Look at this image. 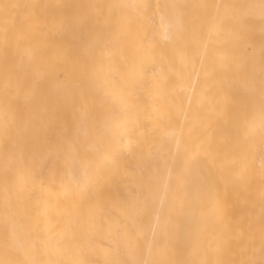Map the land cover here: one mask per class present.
<instances>
[{
  "label": "bare ground",
  "instance_id": "obj_1",
  "mask_svg": "<svg viewBox=\"0 0 264 264\" xmlns=\"http://www.w3.org/2000/svg\"><path fill=\"white\" fill-rule=\"evenodd\" d=\"M263 126L264 0H0V264L231 263L208 164L234 182L226 133Z\"/></svg>",
  "mask_w": 264,
  "mask_h": 264
},
{
  "label": "rangeland",
  "instance_id": "obj_2",
  "mask_svg": "<svg viewBox=\"0 0 264 264\" xmlns=\"http://www.w3.org/2000/svg\"><path fill=\"white\" fill-rule=\"evenodd\" d=\"M228 117H230V116H227V118H228ZM236 118H238V117H236ZM236 118L234 117V121H238V120H239V121H238V122H239L238 124H237V122H233V120H232L233 118H232V117H230V118L227 119V120H228V122H229V120H230V123H231V121H232V124H233V125H235V126L238 125V127H239V125H240V121H241L242 118H241V119L238 118L237 120H236ZM243 122H244V119L242 120L241 123L243 124ZM235 123H236V124H235ZM236 128H237V127L233 128V131H230V132H227V133H226L228 136H229L230 133L233 134V135L230 134V136H231V135H232V136H231V137H228L227 140H231V141H232V140H233V141L236 140L235 142H232V144H233V143H234L235 145L237 144L238 146L236 145V147H237L236 149H239V150H237L238 152L236 151V156L238 155V156L240 157V159H238V160H236L237 157L234 156V155H235V154H234V152H235V147L232 145L231 147H233V148L230 149V150H233V151H234V152L231 151V152L234 154V155H233V156L235 157L234 160H235V161H238V163L236 162V164H235L234 167H232V168L230 167V168H231V171H232V174H233L232 177H233L234 182H233V181L231 182V180H232L231 178L228 179L229 177H226L225 180H228V181H224V179H221L222 182H219V183H218V184L220 185V187H219L218 184L216 185V183L218 182V178H217V176H218V174H219V173H218V171H219L218 169H221L220 166H217V168H216V165L213 164V167H212V165H211L212 163L210 162V163L208 164V165L210 166V167H209V170H212V171H209V172H208V171H207L208 169L206 170V171H207V175H209L211 172H214V173H211V174L213 175V177L215 176V177H214L215 179H214V178H213V179L216 180L217 182L214 181L213 179H211V178H212V175H211V174L209 175V176H211V177H209V176H208V177H209V179L211 180V182H213V188H215V189L218 191V194L220 193L221 196L223 195V198H224V194H225V196H228V191H230V189H231V190L234 189V188H235L234 186H236L238 189H240V190H238L237 188L234 189V190H236V195H235V197L233 196L234 193H235L234 190H232V191L229 192V195H230V194H233V195H231V196L228 198V200H229L230 202H226V197L224 198V199H225L224 204L226 203L227 206H229L228 209H230V203H232V206L235 205V208H234V206H233L234 210H233V208H231L229 211H227V213L229 212L230 214H228V219H227V217H226V219H224L223 221H221V224H222V225H220V223H219L218 221H214V223H213V219H212V221H211L209 224L214 226V228L212 227V228L214 229V230H213L214 232H212V231L209 232L210 230H212V229L210 228L211 226L209 225V226H210V227H209L210 229H209L208 227H206L207 230H206V228H205V230L203 231L202 234H203L204 237H205V236H208V237L210 236V238H209L210 242H214L216 235L219 234L218 232H220V234L217 235V238H216L215 243H219V242H217V240H220V239H221L220 236H221V237H222L223 235L227 236V234H228V238L225 239L226 242L224 241V243H226V244L228 243L229 245L227 244V246H229V247H230V246H231V247L234 246V247L236 248V249H235V248L232 247L231 250H230V252H229V254L232 253V254H230V255H232V256L227 257V260H232V262L229 263V264H232L233 261L235 262L236 260H237V262H238L239 264H241L242 262H243L242 264H244V263H245V264H259L260 262H261L260 264H263V262H264V259H263V258H264V257H263V256H264V252H263V250H264V246H263V245H264V244H262V243H264V241H262V240L260 239L259 236L257 237V235H259V232L261 231V232H262V233H261V235H262L261 237H262V239H264V236H263V235H264V231H262V230H264V227H263V225H264V220H263V218H264V215H263V209H264V208H263V206H264V205L261 206L262 201H263V199H261L262 197H261V198L258 197L261 193L258 194V196L255 195L254 193L257 192V191H259V190H261V189H263L262 191H264V188H263V186H264V179H263V178H264V156H263V155H264V154H262V153H264V148H263V147H264V144H263V143H264V137H263V136H264V129H263V131L260 133V134L263 135V136L260 135L261 137H260V136H256L255 134H253L255 137H260V138L263 137V138H262V142H261V145H262V148H263V149H262V150H259V148H258L259 144L256 145L257 142H254L253 137H252V136H253L252 134H251L250 136H248V138H244V136H243V138H242V136L240 137V134H238V133L235 131V130H237ZM263 128H264V126H263ZM238 129H239V128H238ZM239 130H240V129H239ZM239 130H237V131L239 132ZM224 131H225V130H224ZM224 131L221 130V132L215 133V134H219V133H222V134L217 135V142H216L215 138H214V139H211L212 141L214 140L215 143H216V144L213 146L212 144H214V141H213V142L211 141V142H212V144H211L212 146L210 145V146L212 147L211 150H213V148H215V147H220V144H222V143L225 144L224 142L226 141V139L223 140L224 142L220 140V142H222V143H219V142H218V141H219L218 139H219L222 135H223V137H224V135H225V132H224ZM223 132H224V133H223ZM228 133H229V134H228ZM234 133H235V134H234ZM236 133H237V134H236ZM215 134H213V135L211 134V135L214 137ZM208 135H209V134H208ZM238 135H239V139L241 138V139H240L241 142H239V139L237 138ZM241 135H242V134H241ZM257 135H258V134H257ZM212 136H210V138H211ZM215 136H216V135H215ZM219 136H220V137H219ZM234 136H235V137H234ZM226 137H227V136H226ZM205 138H206V137H205ZM249 138H252V139H249ZM208 139H209V138H208ZM220 139H222V137H221ZM205 140H207V138H206ZM208 141H209V140H208ZM244 141H246V142H244ZM248 141H249V142H248ZM250 141H251V143H250ZM247 142H248V144H247ZM244 143H246V144H244ZM241 144H242L243 146H242ZM217 145H218V146H217ZM245 145H247V149H246V146H245ZM250 145H251V146H250ZM239 146H240V147H239ZM223 147H224V145H223ZM223 147H222V148H223ZM248 147H249L250 150H248ZM220 148H221V147H220ZM220 148H219V149H220ZM224 148H225V147H224ZM224 148H223L222 150H224ZM241 148H244L246 151H245L244 149H241ZM225 149H226V148H225ZM240 149L242 150V153H240V152H241ZM243 150H244V151H243ZM255 150H256V151H255ZM214 151H215V150H214ZM248 151L251 152L252 154L249 153ZM257 151L259 152V156L256 155V154H257V153H256ZM261 151H262V152H261ZM209 152H210V150H209ZM244 152H245V154H244ZM237 153H238V154H237ZM248 153H249V154H248ZM246 155H248V157H247ZM252 156H253V157H252ZM241 157H243V158H241ZM257 157H258V158H260V157L263 158V162H262V166H263V167L260 166V167H261V168H260L261 170L259 169V164L257 163V162H258V161H257V159H258ZM252 158H253V159H252ZM209 159H211V158H209ZM241 159L243 160L242 162H241ZM251 159H252V160H251ZM213 160H214V158H213ZM213 160H211V161H213ZM239 160H240V161H239ZM254 160H255V162H256L258 165L254 162ZM251 161H253L254 163H251ZM207 162H208V161H207ZM243 162L248 163V164H250V165H249V166H246L247 164H243ZM237 164H240V165H237ZM241 164H242V166H241ZM236 165H237L238 168L236 167ZM252 165H253V168H252ZM205 166H206V165H205ZM239 166H240L241 168H240ZM244 166H245V167H244ZM257 166H258V167H257ZM235 167H236V170H237V171H238V169L240 168V169H239L240 172L238 171V173H242V174H239V175H238L237 173L235 174V173H234V172H235ZM256 167H257V168H256ZM210 168H211V169H210ZM230 168H229V169H230ZM242 168H245V170L242 169ZM248 168H249V169H248ZM251 168H252V169H251ZM215 169H216V170H215ZM250 169H251V170H250ZM257 169H258V170H257ZM262 169H263V170H262ZM214 170H215L217 173H216ZM226 170H227V169H226ZM242 170H244V172H246V174L249 173V171H250V173H253V170H254L253 177L250 179V177L252 176V174H250V173L247 174L248 176H247L245 173H244V175H246V176H245V177L242 176V175H243ZM247 170H249V171H247ZM221 171H223V170H221ZM233 171H234V172H233ZM256 171H257V172H256ZM229 172H230V171H229ZM220 173H221V172H220ZM259 173H260V175H259ZM261 173H262V174H261ZM216 174H217V175H216ZM226 175H229L228 171H227V174H226ZM237 175H238V176H237ZM249 175H250V176H249ZM254 175H255V176H254ZM258 176H261L260 178H261V183H262V184L260 183V179L258 180V178H259ZM262 176H263V177H262ZM178 177H179V178H177V179L175 178V179H174V185L177 186V188L180 190V193H179V191H178V197H179L178 200H179L180 202H179V201H178V202H179L180 207H182V208L179 209V211L181 210L182 213H186L187 210L189 209L188 207L190 206L189 195H188V193H190V191L187 192V190H190L191 182L189 183L190 178L188 177V175H185L184 177L181 176V175H179ZM185 177H186V178H185ZM235 177L237 178V179H236L237 181H239L241 178H242V179L244 178V179H243L242 182H240V181H241V180H240L239 182L236 183V181H235ZM256 178H257V179H256ZM252 179H253V180H252ZM256 180H257V181H256ZM244 181H245V182H244ZM254 181H255V182H254ZM178 182H179V183H178ZM227 182H228V183H227ZM229 182H231L232 184L230 185ZM247 182L249 183V186H248V183H247ZM256 182H258L260 185L258 186V184H256ZM186 183H187V185H186ZM235 183H236V184H235ZM240 183H241V186L244 184V186H245L244 188H246V187L248 186V187H247L248 190H247V189H244L243 187H242V189H241V187H239V186H240ZM233 184H234V185H233ZM251 184H252V185H251ZM188 185H189V186H188ZM231 186H232V187H231ZM250 186H252V187H250ZM257 186L259 187V189H258ZM217 187H218V188H217ZM253 187H254V188H253ZM252 188H253V189H252ZM220 189H221V190H220ZM228 189H229V190H228ZM254 189H255V190H254ZM227 190H228V191H227ZM238 191H240L239 194H238ZM244 191L246 192V196H247V197L244 196V195H245V192H244ZM221 192H222V193H221ZM232 192H233V193H232ZM241 193H242V198H244V202H243V204H242V201H240V205H241V207L238 208V205H239V198H240V194H241ZM218 194H217V195H218ZM220 194H219V195H220ZM253 194L256 196L255 199L253 198ZM263 194H264V193H263ZM263 194H261V195H263ZM187 195H188V196H187ZM261 195H260V196H261ZM185 196H186V197H185ZM237 196L239 197L238 200H236V199H237V198H236ZM250 196H251V197H250ZM257 197H258V199H257ZM263 197H264V196H263ZM223 198H222V199H223ZM230 198H231V200H230ZM252 198H253V199H252ZM222 199H221L220 201H222ZM233 199H235V200L233 201ZM245 199H246V202H245ZM259 199H261V201H259ZM240 200H242V199H240ZM223 201H224V200H223ZM223 201H222V202H223ZM235 201H236V202H235ZM234 202H235V204H234ZM247 202H248V203H247ZM260 202H261V203H260ZM180 203H181V204H180ZM255 203L257 204V206H256ZM228 204H229V205H228ZM249 204H250V205H249ZM263 204H264V203H263ZM240 205H239V206H240ZM242 205H243V206H242ZM247 205H248V206H247ZM258 205H260L261 207L259 208ZM255 206H256V208L258 207V209H256V211H254V210H255ZM180 207H179V208H180ZM187 208H188V209H187ZM236 208H237L238 210H240V211H238ZM244 208H246V210H244ZM241 211H242V212H241ZM247 211H248L249 215H248ZM231 212L234 213V215H233ZM235 212H236V213H235ZM238 212H239V213L241 212V213H240V216H241V215L243 216V215L245 214L244 217H241V219H242V218L244 219L243 221L239 220L240 217H239V215H238ZM245 212H246V213H245ZM251 212H252V214H251ZM254 212H255V214H254ZM258 212H259V215L261 214V216H262L261 218H257V213H258ZM179 214H181V213H179ZM235 214H236V216H235ZM226 215H227V214H226ZM230 215H231V217H230ZM254 215H255V216H254ZM259 215H258V217H259ZM182 216H183V214H182V215L180 216V218H179V221H180V222H181V220H182V219H181ZM246 216H247V218H246ZM252 216H254V219H253ZM235 217H236V218H237V217L239 218L238 220L236 219L237 222H240V221H241V222H240V223H236V221L234 220ZM250 217H252L253 221H252V219H250ZM248 218H249V224H250L249 228H251L252 231H253V229H254V226H255V228H256V225H254L255 223H257V224H258V227H259V228L257 227L258 229H254V232H252L251 230H250V232H249V230H248V234H251V232L253 233L254 236L251 234V237H252V238H250V235H249V237H248V234H247L246 226L249 225V224H247ZM256 218H257V220H256ZM215 219H216V218H215ZM245 219H246V220H245ZM216 220H217V219H216ZM220 220H222V219H220ZM226 220H227V221L230 220V221L228 222L227 226L225 227ZM233 220H234V221H233ZM260 220H262V221H261V222H262V226H261V224H260ZM179 221H178V222H179ZM224 221H225V222H224ZM231 221H232V222H231ZM253 222H255V223H253ZM258 222H259V223H258ZM214 224H215V225H214ZM230 224H232V225H231V230H230V227H228ZM235 224L238 225V226L241 227V228H239V229H237V230H236V229L234 230V228H237V226H236ZM240 224H241V225H240ZM243 224H244L245 226H243ZM246 224H247V225H246ZM177 225H178V223H177ZM177 225H176V226H177ZM223 225H224V227H223ZM259 225H260V226H259ZM221 226H222V227H221ZM233 226H235V227L233 228ZM216 227H218L219 229L216 228ZM227 227H228L229 229H228ZM261 227H263V228H261ZM215 228H216L217 231L215 230ZM242 229L245 230V233H244V231H243ZM219 230H220V231H219ZM224 230H225V231H228V232L225 233ZM238 230H239V231L241 230V232L244 233V235H246V238L248 237V239H250L251 242L253 241V242H252L253 244H251L250 241H248V240L245 238V236H244V238L242 239L243 234H241V232L238 233ZM255 230H256V234H257V235H255ZM257 230H258V231H257ZM222 232H223V233H222ZM230 232H232V233H231V236H232L231 239H230V235H229ZM233 232H234V233H233ZM236 232H237V233H236ZM210 233H211V234H210ZM213 233H214V235H213ZM215 233H217V234H215ZM221 233H222V235H221ZM207 234H208V235H207ZM239 234H240V237H239ZM235 235H236V239H235ZM237 235H238V238H239V239L237 238ZM212 236H214V237H212ZM255 236H256V237H255ZM208 237H206L207 242H209ZM211 238H212V240H211ZM223 238H225V237H223ZM228 239H229V240H228ZM233 239H234L235 241H233ZM256 239H258V240H256ZM239 240H240V244L238 245ZM242 240H244L245 242L242 241ZM230 241H231V242H230ZM232 241H233V243H232ZM241 241L243 242V244L241 243ZM246 241H247V242H246ZM210 242H209V243H210ZM235 242H236V243H235ZM256 242H257V243H256ZM258 243L262 244V246H261L260 244H258ZM236 244H237L238 247L235 246ZM249 244H251V245H249ZM257 244H258V248H260V252H258L259 249L257 248ZM245 245H247V249H245V247H244ZM255 245H256V248L258 249L257 252H256L257 254H255V251H256V249H254V248H255ZM239 246L241 247L240 250H239ZM243 247H244V248H243ZM248 247L251 248V252L249 251V248H248ZM237 248H238V252H237ZM242 249H243V250H242ZM252 249H253V250H252ZM241 250H242V251H241ZM247 250H248V251H247ZM232 251H233V252H232ZM234 251H235V252H234ZM253 251H254V252H253ZM245 252L247 253V255H246L247 258H245V256L243 257V255L245 254ZM262 252H263V253H262ZM233 253H234V254L236 253L235 256H234ZM248 253H250V254L248 255ZM251 253H252L253 255H252ZM258 253H259V254H258ZM261 253H262V254H261ZM238 254L241 255V258L238 256ZM250 255H251V256H250ZM254 255H255V256H254ZM256 255H257V256H256ZM262 255H263V256H262ZM237 256H238L240 259L237 258ZM248 256H249V258H248ZM252 256H253L254 259H255V257H257V258L254 260V259H252ZM261 256H262L263 258H262ZM229 258H231V259H229ZM233 258H234V259H233ZM242 258H243V260H242ZM244 259H246V260L248 259V261H249L250 259H251V260L249 261V263H247L248 261L246 262V260H244ZM262 259H263V261H262ZM208 260H209V261H212L213 259L209 257ZM251 261H253V262H251ZM237 262H236V264H238ZM240 262H241V263H240ZM250 262H251V263H250ZM233 264H235V263H233Z\"/></svg>",
  "mask_w": 264,
  "mask_h": 264
}]
</instances>
